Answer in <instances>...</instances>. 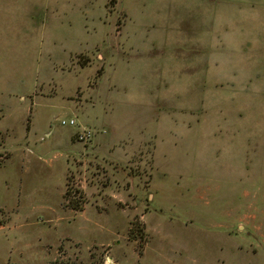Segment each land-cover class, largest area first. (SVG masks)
Returning a JSON list of instances; mask_svg holds the SVG:
<instances>
[{"label": "rangeland", "instance_id": "374dc122", "mask_svg": "<svg viewBox=\"0 0 264 264\" xmlns=\"http://www.w3.org/2000/svg\"><path fill=\"white\" fill-rule=\"evenodd\" d=\"M58 259L264 264V0H0V264Z\"/></svg>", "mask_w": 264, "mask_h": 264}, {"label": "built area", "instance_id": "2783aa9c", "mask_svg": "<svg viewBox=\"0 0 264 264\" xmlns=\"http://www.w3.org/2000/svg\"><path fill=\"white\" fill-rule=\"evenodd\" d=\"M63 125H71V126H76L77 123L75 120H72L70 122V124L67 121H63ZM93 133L90 130L84 129V130H80L77 134L76 137L78 139V141L82 142V143H86L88 141H90L92 139Z\"/></svg>", "mask_w": 264, "mask_h": 264}, {"label": "trees", "instance_id": "16d2710c", "mask_svg": "<svg viewBox=\"0 0 264 264\" xmlns=\"http://www.w3.org/2000/svg\"><path fill=\"white\" fill-rule=\"evenodd\" d=\"M75 210H80L79 208H74ZM53 264H75V263H72L70 260L65 262V261H61L60 259L56 260ZM92 264H95V263H92ZM98 264H101V263H98Z\"/></svg>", "mask_w": 264, "mask_h": 264}, {"label": "bare ground", "instance_id": "6f19581e", "mask_svg": "<svg viewBox=\"0 0 264 264\" xmlns=\"http://www.w3.org/2000/svg\"><path fill=\"white\" fill-rule=\"evenodd\" d=\"M109 263V262H108Z\"/></svg>", "mask_w": 264, "mask_h": 264}]
</instances>
